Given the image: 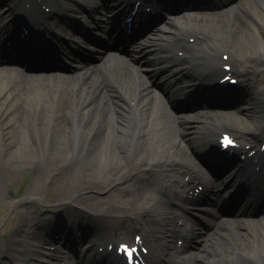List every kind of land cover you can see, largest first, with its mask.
Segmentation results:
<instances>
[{
  "label": "bare ground",
  "instance_id": "obj_1",
  "mask_svg": "<svg viewBox=\"0 0 264 264\" xmlns=\"http://www.w3.org/2000/svg\"><path fill=\"white\" fill-rule=\"evenodd\" d=\"M46 1L58 10L55 15L62 22L69 21L66 14L68 11L83 13L82 8L73 4V0ZM98 1L85 0L91 7ZM127 1L133 4L135 0ZM143 1L144 4L140 8L143 16L146 15L145 8H151L148 28H151L162 10L172 5V1L178 6L182 5V8H195L194 5L188 6L184 0ZM237 1V4H231V0H217L212 6L220 9L202 24L194 23L191 31L180 37L157 40L152 38L150 33L148 35L146 32L135 30L133 39L142 44L140 53L134 52L132 57L113 53L103 56L100 62L86 60L81 67L68 74L29 72L27 62L23 61L25 58L30 56L34 62L44 59L47 63H52L54 54L49 49L37 50L25 43L13 42V50L18 52L15 59L19 66H0V72L11 73L4 85L11 87L10 92L5 94L2 101V104L9 102L10 107L0 111L2 119L5 118L0 132L5 137H11L6 144L0 143V148L7 145L9 150L5 153V158L11 159V155H17V150L21 151L18 158L21 159L22 164L19 166H22L23 171H27L35 161H42L41 168L37 169L34 176L36 184L30 187L31 195H37L40 182H46L44 184H48L47 194L53 193L55 196L57 188L52 185L54 173L60 172L61 165H66L68 169L63 170L58 177L55 176L57 182L61 181L65 185L69 180L88 176L91 179L89 186L94 188L95 193H104L105 199L112 200V203L104 211H95L100 215L96 224L91 219L86 220L91 216L82 207L66 206L57 210L59 213L54 214L52 218L37 217L26 212L19 229L9 240L10 260L17 261L14 252L20 248L21 239L36 233L44 235L51 232L50 226L56 222L58 216H63L68 223L70 213L75 212L78 219L72 220V228L79 229L84 226L98 237L108 238L111 236L109 233L113 231L107 223L115 219L118 210H123L139 220L147 236L152 239H166L162 244L164 254L156 255L154 264H264V216L252 218L249 212H232L235 219L232 216L226 218L216 227L207 242L209 246L205 247L206 253L201 255L198 243L201 245L206 233L203 235L201 228L196 227L178 211V207L197 200L201 191L197 193L196 189L200 186L204 190L214 188L212 191H215L216 188V194L213 193V199L209 198V203H216L217 209L224 211L222 214L227 210L223 207V202H229L226 199L229 193L220 195L219 188L234 187L238 176L234 177V174L229 172L224 179L218 180L201 165L198 161L199 155L209 152L205 147L209 141H218L221 133L232 130L240 142L251 146L252 150L258 149L264 143V114L260 112L262 115L257 116L258 109L260 110L258 104L264 102V55L261 58L238 54L236 56L232 52L236 51L238 42L241 48H245V44L247 46V35L251 31L261 32L257 40L262 49L264 0ZM0 4L9 7L0 9V13L6 11L0 14L1 32L8 33L15 27L11 34L13 35L22 27V24L15 23L24 22L35 34L37 43H44L43 38L46 36L58 37L56 31L47 25V21L44 20L42 27L35 25L36 13L38 20L43 17L40 11L36 12L38 6L31 14L26 11V0H0ZM98 7L108 9L114 17L110 16L105 21H91L90 23L94 24L91 31L99 29L103 32L114 30L122 33L113 48H124L126 32L131 27H128L127 16L118 14L122 4L118 0H110L106 7L103 3ZM98 7L90 13L98 16ZM178 15L182 20L187 19L186 14ZM85 16L89 20L87 13ZM159 25H155L151 33L160 32ZM76 27H79L77 23ZM86 34L90 36V33ZM144 36L146 37L143 38ZM191 39L199 40V46L192 45ZM194 47L197 48L195 52H199L203 60L218 72H221V66L225 64L220 60L219 54L231 51L234 55L232 62L237 69L238 66L241 67L246 78L243 81L244 89L237 95L239 98L236 97L235 102L232 101L235 103L232 111L214 110L203 101L202 96H197L193 99L200 105L197 111L188 114L176 113L173 109L175 100L185 101L187 98L168 82L166 74L149 72L155 68L152 66V57L158 56L163 63L170 62L167 55L172 52L176 55L175 60L184 64L189 56L182 58L179 53L188 52L191 55L190 50ZM248 47L251 50V47ZM189 70L188 81L198 82L196 70L191 66ZM155 76L163 80L171 91L160 89L159 79ZM7 88L1 89L0 93ZM251 99L257 104L250 103ZM15 105L19 106L20 110H15ZM23 112L25 116L27 114L25 120L32 118L34 121L36 118L38 121V138L34 139L32 134H28L27 140L22 139L17 131L21 126ZM49 118L56 120V124L51 134L47 135V124L43 122ZM198 122L203 123L199 126ZM8 126L12 128L8 129ZM10 130H14L15 134L10 133ZM191 134L195 136L192 146L187 142L188 135ZM253 160L248 159L250 162L246 177L252 175L250 167ZM226 165L227 169L235 170L234 162ZM43 166H46L45 170H39ZM47 175L51 177L50 183H47L48 179L45 181ZM237 197L242 200L241 191H238ZM95 199L99 200H96L98 203L103 201L97 197ZM248 201L246 196L238 202L247 204ZM237 204L234 203V209ZM46 211L51 212L49 209ZM205 216L201 218L206 225L208 219ZM121 218H117L122 223L118 227L119 231H128L130 225ZM177 218L183 219V222L173 229ZM213 225L215 227L216 224ZM30 226L36 228L34 232L29 229ZM67 227L70 225L67 224ZM167 231H172V237L179 236L178 239H183V244L178 246L169 238L160 236ZM69 239L66 241L69 242ZM190 246L195 250H188ZM84 248H87L85 259L90 260L87 264L101 263L96 256L87 258L91 250L89 246ZM27 254L31 257L37 255L38 251L31 250ZM186 259L189 261L186 262ZM102 263L105 264V261ZM60 264L72 263L63 260Z\"/></svg>",
  "mask_w": 264,
  "mask_h": 264
},
{
  "label": "rangeland",
  "instance_id": "obj_2",
  "mask_svg": "<svg viewBox=\"0 0 264 264\" xmlns=\"http://www.w3.org/2000/svg\"><path fill=\"white\" fill-rule=\"evenodd\" d=\"M103 2V0H99L96 4L100 5ZM236 0H231V3H235ZM89 7V5H87ZM90 18H97V16L91 15ZM105 19V17H104ZM261 36V32L256 33L255 31H251L250 34L247 35L249 42H247V46L245 43V48H241L240 43L238 42L237 49L236 51L232 52L237 56H245L249 55L250 57L256 56L258 58H261V56L264 55V43L262 45L261 49V44L258 42L257 37ZM76 37V36H75ZM74 39H77L75 38ZM249 44V45H248ZM243 46V45H242ZM251 47V50L249 47ZM231 52V51H230ZM97 54H93L95 56ZM19 66V64L12 59L9 58H4L0 62V66ZM31 70L29 72L33 74H42V73H48V72H59V73H72L74 71L73 65L72 67L68 66H63V65H56V66H51V67H38V66H29ZM11 76V73L6 72V71H1L0 72V92L1 89L7 88L4 87L5 81L7 77ZM160 86V83L159 85ZM11 88V87H9ZM7 88L3 93H0V111L1 109H7L10 107L9 102H6L5 104H2V101L5 98V94L10 92V89ZM14 99V97H12ZM250 103L252 104H257V102L254 101V99H251ZM260 107V110L258 111H263L264 110V103L258 104ZM15 110H20V107L15 105L13 106ZM211 107L214 110H219L222 112H228L232 111L233 107H235V103L233 102H227L223 104L222 106L217 105L215 103H211ZM200 108V105L197 103L194 104H187V103H180V102H175L173 105V109L176 113H182V114H188V113H193L197 111ZM264 114V112L262 113ZM261 114V115H262ZM259 115V116H261ZM2 113H0V127L2 126L3 122H5V118L2 119ZM27 118V114L25 116L24 112L21 117V126L20 128H17V131H19V134L22 136V139L29 138L28 134L34 137V139L38 138V127L36 126L38 121L36 118L34 121H32V118ZM30 124H27L29 123ZM31 122H33L31 126ZM43 123L47 124L46 128V134L49 135L53 130H49L51 123L56 124V122H51V120H45ZM200 125H202L201 122ZM197 123V125H198ZM55 126V125H54ZM195 126V125H194ZM194 126L192 127L194 129ZM11 127V126H10ZM8 126V129L10 128ZM46 127V126H45ZM12 128V127H11ZM54 128V127H53ZM6 130V129H5ZM13 132L15 134L14 130H10V133ZM22 132V133H20ZM193 133V130L191 131ZM188 145L192 146V142L194 139V134L188 135ZM11 137H5L3 133L0 132V143L6 144V142L10 139ZM27 140V139H26ZM196 141H194L195 143ZM213 143L214 141H209L205 147L209 150V154H202L199 155L198 161L201 163V165L206 168L208 171L209 169L205 166V159L210 157L212 154L215 153L213 148ZM9 152L7 149V145L5 148H0V248L3 252L8 251L7 247V241L13 233L19 228L23 216L26 214V212H31L32 215L38 216L44 211L48 206H56L58 204H61L63 201L66 200H71L72 203L86 208L90 212L94 211H104L107 207H109L112 203V200H106L105 199V194L104 193H95L94 188H91L89 186L90 178L85 176L84 178H77L73 180H69L65 185L61 181L57 182V179H55V176H59L58 174L62 173L63 170L68 169L66 165H61L60 172L54 173V178L52 176V185H56L57 188V193L54 196L53 193H48L47 194V188L46 185L44 184L46 182H40V191L37 193V195H31V186H34L33 184L35 183V173L37 169L40 167L41 164H38V162H32V166L27 169V171L22 170V166H19L22 164L18 157L20 155L19 150H17V155L13 154L11 156V159H6V154ZM15 158V160H14ZM17 158V159H16ZM39 161V160H38ZM42 163V161H39V163ZM46 166H43L42 169L39 170H45ZM41 168V167H40ZM210 172V171H209ZM217 178L223 177L217 175ZM48 179V181H47ZM55 179V180H54ZM49 180H51V177L47 175L46 180L47 183H50ZM93 181V180H92ZM57 182V183H56ZM73 183V185H71ZM39 185V184H38ZM67 186V188H66ZM213 189V188H212ZM211 189V191H212ZM66 190V192L62 191ZM202 195L203 201L201 203L205 204L208 203L207 201V196ZM92 197V199L90 198ZM95 197L102 199L103 201H100L99 203L96 202L97 199ZM64 198V199H63ZM68 198V199H67ZM99 201V200H97ZM212 205V204H211ZM208 209L210 212H215L216 209H213L210 205H208ZM120 211V210H118ZM24 213V214H23ZM123 215V214H122ZM241 228V227H240ZM61 233L64 234V231L61 229ZM59 232H56V234L49 236H43V238H36V240H29L27 239L26 241L23 240L22 242V249L27 247L29 250L34 249L38 251V254L35 256L34 259L29 260V264H59V255H62V252H57V250L65 251L69 255L74 254L75 256V250L76 249V244L74 241L65 242L63 243V238H57ZM82 237V233H78ZM128 235H132L128 234ZM61 236V235H59ZM56 238V239H55ZM87 241V240H86ZM90 239H88V242ZM204 246V245H203ZM202 245H200V251L202 252L203 248ZM6 248V249H5ZM202 254V253H200ZM4 255L2 254V257ZM20 258H23L22 256L18 255ZM1 257V258H2Z\"/></svg>",
  "mask_w": 264,
  "mask_h": 264
}]
</instances>
